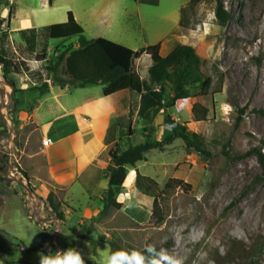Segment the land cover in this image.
Returning a JSON list of instances; mask_svg holds the SVG:
<instances>
[{"label": "rangeland", "instance_id": "1", "mask_svg": "<svg viewBox=\"0 0 264 264\" xmlns=\"http://www.w3.org/2000/svg\"><path fill=\"white\" fill-rule=\"evenodd\" d=\"M187 1L123 0L111 9L110 26L98 24L104 3L95 1L92 14L79 13L89 38L100 34L134 49L162 42V54L178 43L190 44L200 57L203 79L187 83L189 96L178 100L168 84L157 115L137 113L140 94L135 91L113 96L112 101L121 103L131 91L127 96L134 102L128 125L117 124L118 152L143 140H162L182 127L201 135L208 152L188 148L182 138L150 150L145 160L128 166V174L154 178L155 195L137 186L129 193L122 190L106 213L101 214L102 204L92 216L81 218L86 193L76 192L73 198L69 189H59L58 210L49 207L48 192L35 176L43 166L36 158L44 129L36 128L31 118L45 94L49 100L37 110L41 120L58 110L53 94L66 107L75 99L78 87L62 89L53 81L54 76L68 77L65 58L54 74L51 64L64 48H77L78 38L50 36L47 27L37 37L11 32L6 19L13 4L0 0V153L8 160L0 180V264H40L41 254L69 248L77 249L85 264H106L113 254L107 241L124 248H157L180 264H264V175L254 152H264V0H224L231 16L225 25L218 22L216 0H193L186 26H181L180 8ZM22 25L18 20L12 27ZM151 62L144 53L135 59L134 69L148 79ZM206 78L211 83L202 94ZM45 80L51 92L40 94L33 87ZM85 86L103 95L101 84ZM159 114L164 116L161 123ZM170 179L178 182L166 187ZM105 191L99 190L100 197ZM92 217L107 241L98 231L79 236L80 224Z\"/></svg>", "mask_w": 264, "mask_h": 264}, {"label": "trees", "instance_id": "2", "mask_svg": "<svg viewBox=\"0 0 264 264\" xmlns=\"http://www.w3.org/2000/svg\"><path fill=\"white\" fill-rule=\"evenodd\" d=\"M148 4H157L159 0H135ZM216 16L220 25H225L231 18L226 9L224 0H216ZM193 0H188L180 8L179 25L186 26L187 10L193 4ZM13 14L9 9L7 21L8 26ZM50 36L57 38L76 36L79 46L71 49L69 46L59 52L57 61L51 64L54 74L61 61L65 58V69L68 77H56L53 81L61 88L84 87L87 84H101L104 95L113 94L119 90L130 89L141 95L138 114L142 117L150 113L157 115L164 107V99L168 96V84L174 92L173 99H184L189 96L185 85L191 81H201L203 73L200 69V57L194 46L190 44L178 43L166 55L161 54V42L149 44L140 49H133L119 42L106 37L88 38L84 34V28L77 22L72 11H68L67 21L54 24L50 27ZM55 54L58 52L54 50ZM149 54L152 60L148 68V79L141 77L134 69V61L142 54ZM211 83L210 78L202 82L201 93L206 94ZM16 91L14 82L10 83ZM48 80L33 88L40 94L50 91ZM244 110L242 109L241 112ZM241 117L239 116V119ZM128 125V120L119 121L118 126ZM182 138L188 148H194L199 153H208L204 147L201 135L198 133L190 134L186 128H174L164 139L157 141L143 140L139 143L129 144L125 149H121L118 155L112 159L107 166L108 187L103 197V208L101 214L106 213L111 205L117 200V193L123 186L127 174L128 166H135L139 161L145 160L146 154L155 148H163L165 144L172 143L175 139ZM258 162L262 166L264 175V152L254 149ZM251 151L241 157L248 156ZM8 160L0 153V180L3 179V170L7 166ZM177 179H170L165 186H172ZM136 186L142 192L150 195L156 194L157 182L154 178L137 172ZM49 207L57 211L59 203H56L54 191L47 194ZM80 237H86L93 231H98L100 239L107 241L102 235L101 230L96 226L94 217L88 223L80 224ZM111 247V252L135 250L144 254V264H152L154 256L158 254L157 248L146 247L137 249L134 247L124 248L118 242L107 241ZM19 245V244H18ZM21 247L24 244L21 241ZM154 251H150L149 249ZM127 264V262H125Z\"/></svg>", "mask_w": 264, "mask_h": 264}, {"label": "crops", "instance_id": "3", "mask_svg": "<svg viewBox=\"0 0 264 264\" xmlns=\"http://www.w3.org/2000/svg\"><path fill=\"white\" fill-rule=\"evenodd\" d=\"M9 1L13 4V14L9 23V30L25 34L31 33V37H37L41 32H45V30H42L44 27H47L46 30L49 35L52 25L67 21L68 11L73 12L77 22L84 28L85 34L86 26L79 21V13L80 15L81 13L92 14L95 1L100 4L104 3L102 11L99 14L98 24L110 26L108 22L113 15L111 9L118 6L117 3L123 0ZM90 1H93V3L90 4ZM60 7L62 8V12H58ZM55 15H58V18H53ZM44 16L47 17L45 18ZM47 18L49 19L47 20ZM18 20L23 25L12 27L13 23ZM44 21L48 22V24L42 26L41 23ZM100 36L102 35L97 34L91 38ZM119 43L124 44L123 42ZM147 45L149 44L145 46ZM160 52L162 54L161 49ZM87 85L89 86V84ZM51 86L49 92H51ZM78 88L81 89L78 90ZM78 88L76 89V96L73 97L75 99L71 100L69 107H66L62 100H59L58 95L53 94L52 103L58 105V110H53L52 116L41 120L37 110L42 102L49 100L43 98L45 94L40 99L31 116L33 122H35V127L44 129L42 137L49 139L47 145L43 143L41 145L39 137L37 138L40 149L37 152L36 159L37 162L42 160L44 167L39 165L41 171L35 174V176L40 184H42V188L47 190L48 193L50 191L57 193L59 189H69L70 195L73 198L76 192L86 193V202L83 206L81 218H89L88 216H92L103 204V196L100 197L99 190L108 187L107 166L118 155L116 148L117 140L115 139L117 124L119 121H126V118H129V111L131 109L134 110V102L127 96L132 90L123 97L121 103H117L112 101V99L121 90L110 95H101L100 93L92 94L87 86ZM65 89L70 88L65 87ZM71 95L74 96V94ZM140 98L141 95L138 99V110ZM135 187L136 175L133 174L129 177V174H127L126 180L117 194L122 193V190H125L127 193L132 192ZM45 190L43 193H45Z\"/></svg>", "mask_w": 264, "mask_h": 264}, {"label": "clouds", "instance_id": "4", "mask_svg": "<svg viewBox=\"0 0 264 264\" xmlns=\"http://www.w3.org/2000/svg\"><path fill=\"white\" fill-rule=\"evenodd\" d=\"M59 230V229H57ZM154 251L153 249H149ZM144 254L132 250L128 251H117L108 257L106 264H144ZM40 264H85L81 253L75 248H69L62 253L57 252V254L40 255ZM152 264H180V261L174 260L169 257L166 253H158L154 256Z\"/></svg>", "mask_w": 264, "mask_h": 264}, {"label": "water", "instance_id": "5", "mask_svg": "<svg viewBox=\"0 0 264 264\" xmlns=\"http://www.w3.org/2000/svg\"><path fill=\"white\" fill-rule=\"evenodd\" d=\"M78 46H79V44H78ZM163 120H164V116L162 114H159L157 117V122L161 123Z\"/></svg>", "mask_w": 264, "mask_h": 264}, {"label": "built area", "instance_id": "6", "mask_svg": "<svg viewBox=\"0 0 264 264\" xmlns=\"http://www.w3.org/2000/svg\"><path fill=\"white\" fill-rule=\"evenodd\" d=\"M42 143L47 145L49 143V139L47 137L42 138Z\"/></svg>", "mask_w": 264, "mask_h": 264}]
</instances>
